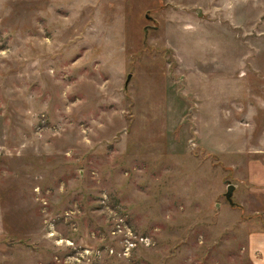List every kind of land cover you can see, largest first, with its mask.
<instances>
[{"label": "rangeland", "instance_id": "rangeland-1", "mask_svg": "<svg viewBox=\"0 0 264 264\" xmlns=\"http://www.w3.org/2000/svg\"><path fill=\"white\" fill-rule=\"evenodd\" d=\"M261 232L264 0H0V264H259Z\"/></svg>", "mask_w": 264, "mask_h": 264}, {"label": "crops", "instance_id": "crops-1", "mask_svg": "<svg viewBox=\"0 0 264 264\" xmlns=\"http://www.w3.org/2000/svg\"><path fill=\"white\" fill-rule=\"evenodd\" d=\"M253 242L251 243L252 250L256 249L257 251L261 250L263 253V257L261 259L258 258L259 264H264V232L254 233L252 237ZM259 249V250H258Z\"/></svg>", "mask_w": 264, "mask_h": 264}, {"label": "water", "instance_id": "water-1", "mask_svg": "<svg viewBox=\"0 0 264 264\" xmlns=\"http://www.w3.org/2000/svg\"><path fill=\"white\" fill-rule=\"evenodd\" d=\"M129 77H130V74H129ZM234 188H235V184L233 183L227 184V190L225 192V196L228 198L230 202H232V194H233Z\"/></svg>", "mask_w": 264, "mask_h": 264}, {"label": "built area", "instance_id": "built-area-1", "mask_svg": "<svg viewBox=\"0 0 264 264\" xmlns=\"http://www.w3.org/2000/svg\"><path fill=\"white\" fill-rule=\"evenodd\" d=\"M140 240H143V236H141ZM129 242L131 243V245H133L134 243H136V241H133V242H132V240L129 241Z\"/></svg>", "mask_w": 264, "mask_h": 264}]
</instances>
